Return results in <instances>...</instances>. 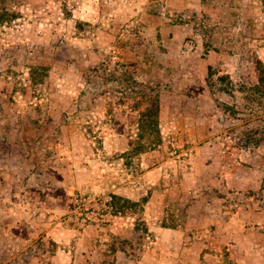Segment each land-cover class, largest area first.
I'll list each match as a JSON object with an SVG mask.
<instances>
[{
    "label": "rangeland",
    "instance_id": "rangeland-1",
    "mask_svg": "<svg viewBox=\"0 0 264 264\" xmlns=\"http://www.w3.org/2000/svg\"><path fill=\"white\" fill-rule=\"evenodd\" d=\"M0 264H264V0H0Z\"/></svg>",
    "mask_w": 264,
    "mask_h": 264
},
{
    "label": "trees",
    "instance_id": "trees-1",
    "mask_svg": "<svg viewBox=\"0 0 264 264\" xmlns=\"http://www.w3.org/2000/svg\"><path fill=\"white\" fill-rule=\"evenodd\" d=\"M160 116L159 102L150 104V106L141 114V118L137 122L136 118L129 116L130 119H134L133 123L138 124L139 126V137L136 145L131 151L132 153L140 154L157 149L158 146H160ZM132 144L134 145V142H132ZM125 153H127V151Z\"/></svg>",
    "mask_w": 264,
    "mask_h": 264
}]
</instances>
